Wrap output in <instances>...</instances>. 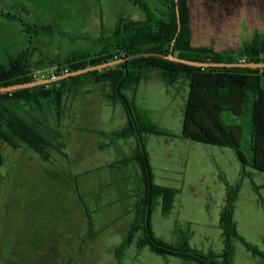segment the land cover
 Returning <instances> with one entry per match:
<instances>
[{
  "label": "rangeland",
  "instance_id": "obj_1",
  "mask_svg": "<svg viewBox=\"0 0 264 264\" xmlns=\"http://www.w3.org/2000/svg\"><path fill=\"white\" fill-rule=\"evenodd\" d=\"M143 1L154 12L164 10L163 0ZM187 1L195 48L240 51L253 40L254 32L264 34V0ZM124 5L125 0H0V13L23 20L34 33L30 40L18 22L0 15V65L26 54L24 62L30 65L29 70L45 78L72 54L98 50L102 36H110L117 16L130 17L137 10ZM102 12L105 19L100 34L97 25ZM89 83L81 93L66 100L67 115L62 121L66 157L54 153L52 161L45 162L26 146L0 147V264H67L74 250H85L76 264L117 261L115 252L127 230L126 219L117 215L128 210L132 189L136 215L141 181L136 164L123 162L135 155L138 142L132 137L137 143L132 145L135 150L127 143L115 145V150H106L108 146L100 150V142L109 145L112 141L111 136L100 137L123 129L127 122L119 110L112 120L111 111L99 102L102 84ZM86 90L94 92L87 94ZM188 93L187 82L173 87L148 83L138 90L134 100L141 118L175 135L145 137L153 183L165 187L170 175L177 184L169 188L178 191V209L171 217L164 215L161 200L155 204L153 234L166 245L186 243L204 254L222 253L225 242L220 218L230 193L236 198L233 221L241 238L233 241L234 264H264L244 245L264 254V170L259 165L260 154L255 165L245 167L243 175L232 149L182 139ZM73 124L77 127L75 133L70 129ZM115 159L126 166L128 183L124 188L129 191L111 183L110 179L123 175L116 162L111 164ZM88 179L91 182H85ZM117 194L128 199H120ZM200 234L207 239L202 240ZM144 249L141 264H194ZM137 250L143 249L139 250L133 241L123 263L134 264L132 256Z\"/></svg>",
  "mask_w": 264,
  "mask_h": 264
},
{
  "label": "trees",
  "instance_id": "obj_2",
  "mask_svg": "<svg viewBox=\"0 0 264 264\" xmlns=\"http://www.w3.org/2000/svg\"><path fill=\"white\" fill-rule=\"evenodd\" d=\"M131 2L147 14L145 21L119 20L109 37L102 36L99 41L102 46L98 50L72 54L52 68L45 78L141 53L172 52L182 59L203 63H264V36L258 34L240 51L217 52L212 48L193 47L189 29L191 12L187 0H179V33L175 0H163L164 10L158 13L148 9L139 0ZM2 15L12 21L19 19ZM18 21L27 34H34L26 28L23 20ZM50 29L53 27L50 26ZM50 29L47 34L51 33ZM25 55L12 59L8 65H0V88L40 79L29 70L30 65L24 62ZM153 80L172 87L181 82L188 83L182 139L232 149L242 165L243 175L246 174L245 167L255 165L257 154H260L259 165L264 170V69L197 68L157 57L138 58L129 61L127 67L120 64L49 85L0 93V147L4 144L14 149L26 146L45 162H51L54 153L66 157L61 133V124L67 115L66 100L80 92L89 82L105 84L108 90L104 98L111 105L121 103L128 116L126 126L111 134V139L136 138L138 148L135 155L123 163L136 164L141 180L135 220L115 252L118 264H124L125 253L133 241H136L139 250L147 247L157 255L189 263L234 264L233 241L241 238L233 221L236 200L233 194H228L220 218L225 242L222 253L204 254L190 249L186 243L166 245L153 234L151 216L155 204L161 200L164 215H170L178 191L153 183L146 157L145 137L155 135L172 138L175 135L141 118L134 100L126 96L128 92H135L141 84ZM106 147L105 144L101 145L100 150ZM244 245L254 257L264 260V254L256 247Z\"/></svg>",
  "mask_w": 264,
  "mask_h": 264
},
{
  "label": "crops",
  "instance_id": "obj_3",
  "mask_svg": "<svg viewBox=\"0 0 264 264\" xmlns=\"http://www.w3.org/2000/svg\"><path fill=\"white\" fill-rule=\"evenodd\" d=\"M148 9H151L152 10V8H150V6L147 4V3H145L143 0H140ZM243 1H247V0H243ZM103 6H104V2H103ZM125 7L127 6L128 8H130V7H132L133 9H137L136 10V12H134V14L133 15H131L130 17H125L124 15H122V14H120V15H118L117 17H118V19H117V21H116V24L118 23V21L119 20H121V19H125V20H131L132 22H143V21H145L146 19H147V14L138 6V5H135V4H133V3H131L129 0H125V5H124ZM124 8V7H123ZM118 10V9H117ZM122 9H120V10H118V11H121ZM153 11V10H152ZM2 13V12H1ZM0 13V15H1V17L2 18H4L3 17V15ZM4 19H6V18H4ZM104 19H105V15H104V12H102L101 13V15H100V19H99V22H98V25H97V29H98V31H99V33L101 34V30L103 29V27H104ZM12 21V20H11ZM14 22H18L20 25H21V27H22V29L24 30V28H23V26H22V24L19 22V21H14ZM115 24V26L112 28V30L110 31V33L112 34L114 31H115V28H116V25ZM251 31H252V29H251ZM27 34V33H26ZM110 34V35H111ZM258 33H256V32H254V36L255 35H257ZM28 35V37H29V39L31 40L32 38H31V35H29V34H27ZM262 36H264V34L262 33L261 34ZM32 42V41H31ZM89 51H91V50H89ZM52 70V69H51ZM40 78H43V77H40ZM92 83H94V82H90L89 83V85H92ZM148 83H159V84H163V85H165L164 83H162L161 81H159V80H153V81H150V82H148ZM148 83H144L143 85H145V84H148ZM95 84V83H94ZM97 84H102V83H97ZM87 85L88 84H86L82 89H84V88H86L87 87ZM142 84L136 89V91L135 92H128V93H126V96L129 98V99H132V100H135L136 99V95H137V92H138V90L143 86ZM107 90H108V88H107V86L105 85V84H102V88L101 89H99V92L98 93H100V96H99V98H100V100H99V102H101V105L102 106H104V107H106L107 109H108V111L110 112V114H111V117H112V120H115V118H116V114H117V111L119 110V112H120V114H121V118H123V120L125 121L126 120V122H127V119H128V116H127V113H126V111H125V108L123 107V105L121 104V103H116L115 105H111L105 98H104V94L107 92ZM82 92V90L80 91V93ZM94 91L93 90H86V93L87 94H92ZM78 95H80V94H78ZM85 99V98H84ZM84 99H82L81 100V103H83L84 102ZM71 103H72V101H71ZM86 104H87V101H86ZM72 105L73 104H70L69 105V107L70 108H72ZM70 108H69V110H70ZM72 112V111H71ZM74 125L75 124H73V126L72 127H70V129L71 130H73V132L75 133V131L77 130V127H74ZM102 132V131H101ZM111 133H109V134H105V135H103V136H101L100 138H103V139H107L108 138V136H111V134H113L114 132H116V131H110ZM61 133H62V135H63V132H62V124H61ZM98 134H101L102 135V133H100V131L98 132ZM64 139V138H63ZM112 140V139H111ZM128 144L129 146H132V145H135V143H136V140L135 139H128V140H122V139H120V140H118V141H116V142H112V141H110V143H109V145H107L108 146V148L106 149V150H108V149H112L113 148V150H115V145H117V146H119V147H121V146H124L125 144ZM101 145H104V143H102V142H100L99 143V147L101 146ZM136 145H137V143H136ZM133 147V146H132ZM136 147V146H135ZM135 147H133L134 148V150H135ZM122 160H119V159H115V161L113 162L112 161V163L111 164H113V163H117L118 164V167L120 168V169H122V172H123V175H121V176H119V177H117L116 179H110L111 180V183H113V184H116L117 186H120L121 188H123V190L124 191H129V189H126V188H124L125 187V185H126V183H128V182H126V180H127V177H128V175H127V173H126V171H125V168H126V166L124 165H122V164H120V162H121ZM185 169V167H180L179 168V170H184ZM171 178V176L169 175L168 176V179H167V183H165V187H172V186H175V185H173V184H177V182H174L173 180H171L170 179ZM85 182H91V180L90 179H88L87 181H85ZM88 184H90V183H88ZM159 185L160 184H163V183H158ZM116 186V187H117ZM131 188H133V186H131ZM172 188H175V187H172ZM117 196H119V198L120 199H123V200H127L128 198H132L131 199V203H130V205L128 206V210L127 211H122V213H117L118 215V218L119 217H123V218H125L126 219V228H127V230H126V233H127V231L129 230V228H130V226L132 225V223H133V221H134V219H135V214H134V212H133V206H134V203H135V200H134V197H135V190H131L130 191V195L128 196V198L126 197V196H124V197H122V196H120V195H118L117 194ZM175 199H177V196H176V198ZM177 207V201L175 200V203H174V207H173V210H172V213L169 215L170 217L174 214V212L178 209V208H176ZM119 212V211H118ZM153 220V219H152ZM206 232H204V234H205ZM200 236H201V239L202 240H206L207 239V237H203L201 234H200ZM128 250V249H127ZM138 251V250H137ZM84 252H85V250H74V252L73 253H70L69 255H68V257L67 258H69L68 260H66V262H67V264H76V262H77V259H79V258H81V256H83V254H84ZM127 252V251H126ZM146 252V249H143L142 251H138V252H136V256L135 255H133L132 256V262L134 263V264H141V261H140V258H141V256H142V254L143 253H145ZM125 258V257H124ZM153 259V258H152ZM176 259H178V258H176ZM66 264V263H65ZM111 264H117V261L115 262H113V263H111Z\"/></svg>",
  "mask_w": 264,
  "mask_h": 264
},
{
  "label": "water",
  "instance_id": "obj_4",
  "mask_svg": "<svg viewBox=\"0 0 264 264\" xmlns=\"http://www.w3.org/2000/svg\"><path fill=\"white\" fill-rule=\"evenodd\" d=\"M176 2V13H177V20H178V33L180 31V12H179V0H175ZM145 57H157L164 60L180 63L187 66L197 67V68H249V69H264V63H251V62H240V63H203V62H196V61H190L186 59H182L180 57L175 56L172 52L170 54H160V53H141V54H135L131 56L124 57L122 59H118L111 62H106L103 64H99L96 66L86 67L74 72H68L65 74L52 76L50 78H40L39 80H36L34 82L25 83V84H16L8 87H2L0 88V93H11L19 90L24 89H30L37 86L42 85H49L58 81H62L71 77H77L83 74H87L94 71H101L104 69H108L110 67H115L120 64H124L127 67V64L129 61L138 59V58H145Z\"/></svg>",
  "mask_w": 264,
  "mask_h": 264
}]
</instances>
